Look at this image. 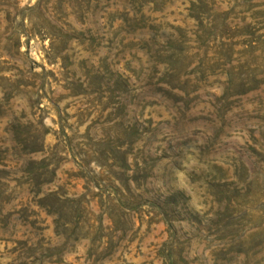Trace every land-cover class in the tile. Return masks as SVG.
I'll return each instance as SVG.
<instances>
[{
    "label": "rangeland",
    "instance_id": "374dc122",
    "mask_svg": "<svg viewBox=\"0 0 264 264\" xmlns=\"http://www.w3.org/2000/svg\"><path fill=\"white\" fill-rule=\"evenodd\" d=\"M0 264H264V0H0Z\"/></svg>",
    "mask_w": 264,
    "mask_h": 264
}]
</instances>
